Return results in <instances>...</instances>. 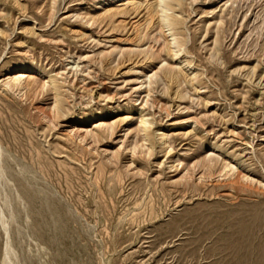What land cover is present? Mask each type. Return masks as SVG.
<instances>
[{
    "label": "rangeland",
    "instance_id": "rangeland-1",
    "mask_svg": "<svg viewBox=\"0 0 264 264\" xmlns=\"http://www.w3.org/2000/svg\"><path fill=\"white\" fill-rule=\"evenodd\" d=\"M183 1L172 61L141 40L153 0H0V264H264V0ZM163 63L178 83L135 102ZM25 64L38 88L10 91Z\"/></svg>",
    "mask_w": 264,
    "mask_h": 264
},
{
    "label": "bare ground",
    "instance_id": "bare-ground-1",
    "mask_svg": "<svg viewBox=\"0 0 264 264\" xmlns=\"http://www.w3.org/2000/svg\"><path fill=\"white\" fill-rule=\"evenodd\" d=\"M53 1V0H52ZM56 1V0H55ZM104 1H107V0H104ZM195 1V0H194ZM227 1V0H226ZM108 2H110V1H108ZM117 2H118V4L119 5H116L117 7H123V9H121V10H115V11H111V12H109L110 10H108L107 12H108V16H109V18H115L116 16L118 17V16H121V15H128V14H126L127 13V11L125 10V8H127V7H130L132 10L131 11H133V9L134 10H139V8H141L142 6H143V4H144V2L143 3H140L139 2V0H136V1H131V0H117ZM146 2V1H145ZM184 1L183 0H153V2L151 3V2H149V4L147 3V5H146V10H147V12H148V21H147V24L145 25V26H147V28H146V33L144 34V33H142L143 35H144V37L142 38L141 37V40L143 39V42L145 41V40H147V41H152L153 42V44L154 45H157V43H158V41H159V39L161 40V38L163 37V36H165L166 37V35H163L164 33H169L170 34V40H167V44H166V47H162L163 49H165V50H167V53H168V56L170 57V59L172 58V61H175V60H177V58H179V56L181 55V53H182V51H184V48H185V43L186 42H184V40L183 39H181V38H178V37H176V36H178L179 35V33L177 32L178 31V29L180 28V27H183L184 26V24H185V19H183L182 17V15L180 16L179 15V13H183V12H186L187 10L185 9V7H184ZM225 3H227V2H225ZM146 4V3H145ZM221 4H223V3H221ZM185 5H186V3H185ZM190 5H191V3H190ZM225 5V4H224ZM145 6V5H144ZM217 6V5H216ZM188 7V6H187ZM120 9V8H119ZM214 11V10H213ZM105 12V11H104ZM193 13V12H192ZM187 14V13H186ZM211 14V13H210ZM185 15V14H184ZM191 15V14H190ZM186 17V16H185ZM189 17V16H188ZM108 18V19H109ZM223 18L224 17H222V15L221 16H219V21H218V24H216L217 26L219 25V26H221L222 24H223ZM153 19H155L156 20V24H154V22H153ZM105 20H107V19H105ZM114 19H112V21H113ZM229 21H231V20H229ZM217 23V22H216ZM228 23H230L231 24V22H228ZM228 25V24H227ZM222 29H223V27H222ZM221 29V30H222ZM230 30V29H229ZM156 32L157 34H155V36H152L151 35V32ZM221 32V31H220ZM227 32H228V30H227ZM2 33V32H1ZM0 33V34H1ZM171 33H173L172 35H171ZM217 33V36L219 35V32H216ZM215 33V34H216ZM3 34V33H2ZM221 35V34H220ZM226 36V35H225ZM138 37V36H137ZM164 37V38H165ZM184 37V36H183ZM216 37V36H215ZM137 39V38H136ZM166 39H168V38H166ZM165 39V40H166ZM220 39V38H219ZM219 39H216V41H218ZM142 42V41H141ZM163 42V41H162ZM214 42V41H213ZM164 44V43H163ZM144 45V44H143ZM148 45V44H147ZM149 45H150V43H149ZM151 48V47H150ZM162 48H161V50H162ZM152 49V48H151ZM218 49H219V47H218ZM158 50V49H157ZM151 51H153V49L151 50ZM129 52V51H128ZM127 51H126V53H128ZM214 52H215V50H214ZM166 53V54H167ZM145 54H146V52L143 54L144 55V57H145ZM107 55V54H106ZM123 55V54H122ZM137 55V54H136ZM142 54H140V56H143ZM108 56H109V54H108ZM107 56V57H108ZM112 56V55H111ZM149 56V55H148ZM148 56H146V58L148 57ZM213 56H214V54H213ZM106 57V58H107ZM165 57V56H164ZM110 58V57H109ZM154 58H159V55H158V53L157 52H155V53H151V55H150V57H149V59H154ZM108 59V58H107ZM106 59V60H107ZM145 59V58H144ZM161 60H162V58H160ZM169 58H168V60H170ZM147 60H148V58H147ZM160 60V61H161ZM151 61V60H150ZM166 61V60H165ZM214 61V60H213ZM104 62V61H103ZM109 62V61H108ZM148 62V61H147ZM212 62V61H211ZM218 62V61H217ZM149 63V62H148ZM151 63V62H150ZM153 63V62H152ZM175 63V62H174ZM208 63V62H207ZM164 64V66H162V67H160V68H157L156 69V67H152V68H150V71L148 72V74H146V75H144V80L143 81H140L139 80V78H141V77H139L138 79H137V87L136 88H134L135 89V92L137 93V95L139 94V97L136 99V100H134L135 102H137L138 100H139V98H140V96L141 95H145V93H146V95L143 97L144 99H146L145 100V104L144 105H147L148 103V99H149V90L151 89V88H149V87H151L150 85L152 84V80H157V79H159V78H165V80H168L169 82H174L175 84L176 83H178L177 81H179L180 80V72H177V69H180L177 65H176V67H175V65H174V67L173 66H169V65H165V63H163ZM176 64V63H175ZM188 65H191V64H188ZM185 66V65H184ZM78 67L76 66L75 68H74V70H73V73H75V75H76V69H77ZM175 68H177V69H175ZM73 68H71V70H72ZM5 70H7L8 71V73L9 74H13V75H16V74H20L19 76H14L13 78H11V80L8 82V83H6V85L5 86H7V88L11 91V90H13V89H17V90H19L18 88H23V90H26V91H24V92H26L27 93V91H28V93L29 92H34V91H32V90H35L34 89V85H35V81L32 79V77H30L31 75H30V71H33L34 69L31 67V66H28V65H20V66H12V67H10V68H6ZM181 70V69H180ZM183 72V71H182ZM32 73V72H31ZM140 74V73H139ZM141 75V74H140ZM192 75V74H191ZM143 76V75H142ZM181 77H182V74H181ZM187 77V76H186ZM143 78V77H142ZM155 78V79H154ZM188 78V77H187ZM186 78V79H187ZM189 78H190V76H189ZM188 78V79H189ZM183 79H185V78H183ZM185 79V80H186ZM192 79V78H191ZM160 80V79H159ZM8 81V80H7ZM158 81V80H157ZM56 82V81H55ZM55 82L53 81V80H51V79H47L46 80V82H44L43 84H42V86H41V88L43 89L45 86H51V91L53 92V94H54V106H55V108H54V110H55V112H57L58 113V111H60V103H61V99H60V96L58 95V93H57V86L58 85H56L55 84ZM58 82V81H57ZM156 82V81H155ZM154 82V83H155ZM183 82H185V81H183ZM4 83V82H3ZM174 83H173V85H174ZM60 84V83H59ZM169 84V83H168ZM167 84V85H168ZM183 84V83H182ZM181 84V85H182ZM37 85V84H36ZM4 86V85H3ZM38 86V85H37ZM177 86V85H176ZM179 86H180V84H179ZM6 88V89H7ZM36 88V87H35ZM38 88V87H37ZM36 88V89H37ZM40 88V89H41ZM45 89V88H44ZM153 89V88H152ZM22 90V91H23ZM175 90V89H174ZM52 92H51V94H52ZM148 92V93H147ZM152 93V92H151ZM177 93V92H176ZM182 95V94H181ZM181 95H178V96H176V97H182ZM143 103V102H142ZM138 105H141V103L140 104H138ZM141 107H144V106H141ZM141 110H140V113H139V110H138V122H137V128H138V130L136 131L137 133L139 132V133H141V138H142V141L146 144L147 142H149V139H150V134H149V132H150V123H149V121L146 119V117L144 116V115H142V108H140ZM54 110H53V112H54ZM55 112H54V115H55ZM56 113V114H57ZM93 117H95V119L92 121V124L95 126V127H97V128H99L100 130H102L103 131V133L101 134V136H103V134L104 133H108L110 130H111V128L109 127V126H106L105 124L103 125V124H101V123H98L99 121H100V118H99V114H97V115H94ZM86 120V119H85ZM85 122V121H84ZM136 129V128H135ZM111 132V131H110ZM112 133V132H111ZM111 133H108V134H111ZM160 135V137L158 138V144L160 145H158L159 146V148L161 147V148H163L166 144H167V139H168V137H167V133L166 132H164V131H162L161 133H159ZM95 135L96 136H100V134L99 135H97L96 133H95ZM105 135V134H104ZM105 136H107V135H105ZM97 138V137H96ZM99 138V137H98ZM156 143H157V140H156ZM134 145V144H133ZM135 146V145H134ZM142 146H144V145H142ZM146 146V145H145ZM147 147V146H146ZM135 147H133L132 148V152H133V150L135 151V149H134ZM141 148V147H140ZM167 148H168V146H167ZM136 149H137V146H136ZM166 149V148H165ZM151 150V149H150ZM143 152V151H142ZM148 152V151H147ZM146 152V153H147ZM150 152V151H149ZM149 152H148V154H149ZM147 154V155H148ZM149 156V155H148ZM209 161V160H208ZM207 161V162H208ZM210 162V161H209ZM212 163V161L210 162V163H207V164H211ZM206 164V163H205ZM203 165V164H202ZM217 165V164H216ZM205 167H206V165H204ZM203 166V167H204ZM208 166V165H207ZM212 166V165H211ZM173 167V166H172ZM202 167V166H201ZM202 167V168H203ZM204 167V168H205ZM209 167V166H208ZM207 167V168H208ZM203 168V169H204ZM210 169V168H209ZM227 169H230V166H228V165H224V166H222V170L224 171V170H227ZM231 171V170H230ZM38 201V200H37ZM37 204V203H36ZM34 205H35V203H34ZM37 208V207H36ZM43 209H45L46 207H42ZM38 209V208H37ZM48 210V209H47ZM38 211V210H37ZM1 213H2V211H1ZM1 216H3V213L1 214ZM2 218V217H1ZM0 221H1V219H0ZM2 222V221H1ZM5 223V222H4ZM6 224V223H5ZM2 226H4V225H1V227ZM3 228H5V227H3ZM2 228V229H3ZM6 247H8V246H6ZM7 249V248H6ZM6 252H8V250H6ZM5 252V253H6ZM9 253V252H8ZM5 258H6V256H4ZM8 258H9V255H8ZM8 258H6V259H8ZM4 261V260H3ZM5 263H7L8 262V260L7 261H4ZM3 262V263H4Z\"/></svg>",
    "mask_w": 264,
    "mask_h": 264
}]
</instances>
